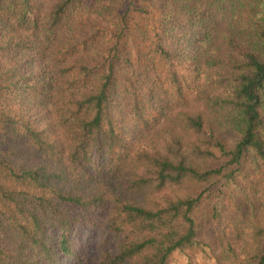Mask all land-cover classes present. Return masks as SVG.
<instances>
[{
    "label": "trees",
    "instance_id": "obj_1",
    "mask_svg": "<svg viewBox=\"0 0 264 264\" xmlns=\"http://www.w3.org/2000/svg\"><path fill=\"white\" fill-rule=\"evenodd\" d=\"M182 258L264 264V0H0V264Z\"/></svg>",
    "mask_w": 264,
    "mask_h": 264
},
{
    "label": "rangeland",
    "instance_id": "obj_2",
    "mask_svg": "<svg viewBox=\"0 0 264 264\" xmlns=\"http://www.w3.org/2000/svg\"><path fill=\"white\" fill-rule=\"evenodd\" d=\"M235 135L232 133H228L225 135L226 140L229 145H233L235 143ZM236 215L235 209H225L223 213V220H210V222L204 227L202 231L201 237L209 241L211 243H216L217 236L221 229L228 228L229 221ZM181 258V257H180ZM181 264H186V260L182 258L180 260ZM65 264H75L73 261H67ZM95 264V263H90Z\"/></svg>",
    "mask_w": 264,
    "mask_h": 264
}]
</instances>
